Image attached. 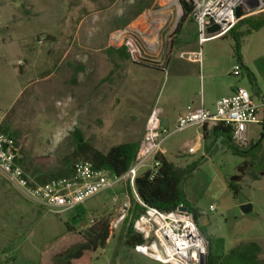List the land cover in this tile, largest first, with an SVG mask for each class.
Listing matches in <instances>:
<instances>
[{"label": "rangeland", "instance_id": "374dc122", "mask_svg": "<svg viewBox=\"0 0 264 264\" xmlns=\"http://www.w3.org/2000/svg\"><path fill=\"white\" fill-rule=\"evenodd\" d=\"M169 2L0 1V42L10 36L14 46L28 44L40 54L38 60L31 61L36 53L30 49L15 53L11 66L0 74V121L6 117L3 124L13 132L25 158L41 168H55L63 156L73 152L67 137L75 128L104 152L114 145L139 141L153 107H166L175 120L185 100H200L204 90L211 111L217 95H229L236 87L246 88L255 102L261 101L264 27L241 39L240 62L232 34L200 46L195 20L185 25L180 36L177 34L183 15L180 0V8L173 6L163 25L147 29L151 13ZM28 3L32 6L26 12ZM131 39L138 50L132 48ZM123 46L129 57L117 51ZM188 49L198 52L200 64H189L180 57ZM236 64L242 68L238 76L233 74ZM3 65L2 59L0 73ZM89 91L91 100L84 112V97ZM73 96L81 110L76 119ZM176 124L173 121L165 127L162 149L177 166L199 164L183 180L182 189L198 212L199 226L210 238L211 254L224 255L241 243L256 241L264 262L263 124L248 125V144L243 146L246 154H233L219 143L211 156L188 153L198 133L196 127L173 131ZM260 140L261 148L252 147ZM235 174L241 176L237 196L228 187ZM127 198L132 200L127 184H117L56 213L29 202L0 174V264H53L55 253L78 242L79 232L100 218H108L110 225L115 223ZM246 203L252 205L248 213L241 209ZM211 204L214 210L209 209ZM122 222L113 229L107 246L91 253V264H165L123 246L119 239ZM208 255L209 245L205 261Z\"/></svg>", "mask_w": 264, "mask_h": 264}, {"label": "built area", "instance_id": "2783aa9c", "mask_svg": "<svg viewBox=\"0 0 264 264\" xmlns=\"http://www.w3.org/2000/svg\"><path fill=\"white\" fill-rule=\"evenodd\" d=\"M193 2L192 16L197 25L200 46L209 39L225 35L241 19L264 10V0H193ZM238 8L241 17L236 15ZM213 25L220 26V29L210 34L208 28ZM197 56L198 53L181 54L182 58L188 59ZM241 69V66L236 64L233 67V74L240 75ZM262 107L264 100L259 104L246 88L236 87L232 95L216 101L214 111L200 108L179 117L174 131H184L192 126H214L223 122L232 126L234 143L243 147L248 144V125L261 122ZM166 131L162 126L160 111L154 110L147 119L134 162L123 175L115 176L106 169L94 168L90 162L81 161L75 165L72 177L56 178L45 184H37L25 173L19 161L21 150L16 139L0 131V174L29 202L56 213L72 209L117 184H127L135 200L145 206V211L132 224L134 231L141 234L145 240L143 244L137 245L135 250L146 255L149 252L152 258L165 264H206L209 241L202 234L193 214L179 208L166 212L147 206L135 190V180L139 175L150 172L153 176L157 171L160 161L156 156L159 153L164 154L162 143ZM188 152H194V148L189 147ZM131 206L129 198L124 200L119 219L111 224V234L128 215ZM209 209L214 210L215 205L211 204ZM93 222L92 218L91 223Z\"/></svg>", "mask_w": 264, "mask_h": 264}, {"label": "trees", "instance_id": "16d2710c", "mask_svg": "<svg viewBox=\"0 0 264 264\" xmlns=\"http://www.w3.org/2000/svg\"><path fill=\"white\" fill-rule=\"evenodd\" d=\"M183 8V15L178 23L177 34L185 28L188 22H193L192 11L194 8L193 0H180ZM245 27L239 31V28ZM264 27V12L241 19L237 24L229 30L227 34H232L236 40L235 55L238 61L242 62L240 53V42L245 36L252 34ZM225 35V36H226ZM122 56L129 57L126 46L117 49ZM254 76L251 75V79ZM264 99V97H263ZM264 125V123H263ZM1 131V130H0ZM2 132L6 133L5 130ZM204 137L207 140L209 136L221 138L222 144L226 146L233 154L243 155L248 151L242 146H238L233 140V129L231 125L219 122L210 130L205 125L203 127ZM14 137V136H13ZM16 139V137H14ZM68 143L73 147L71 154L63 156L59 164L53 169L41 168L34 165L31 160L25 158L22 151L20 164L25 173L29 175L37 184H45L53 179L61 177H72L75 171V165L81 161L90 162L94 168L106 169L115 176L123 175L133 164L139 142H128L110 147L107 151H101L95 148L85 137L80 128L73 129L67 137ZM262 140L256 145L261 148ZM21 150V148H20ZM156 159L160 161V165L153 176L150 172H144L135 180V190L142 202L147 206L156 207L162 211H174L181 206L187 207L188 212L192 213L197 222L198 212L191 206L182 189L183 180L190 176L198 167L195 162L186 167L177 166L174 162L159 153ZM245 164V163H244ZM243 165L238 167L239 171L243 170ZM264 175V171L261 172ZM240 174L232 175L229 178L228 187L238 195L240 191ZM129 194L132 196V206L128 215L122 222L119 239L123 246L135 250L137 245L145 242L143 236L134 231L132 224L144 211L145 206L138 203L133 197L130 187H127ZM202 234L209 241V255L206 264H264L260 258L261 248L256 241L244 242L231 249L227 254L213 256L210 252V238L205 229L200 227ZM80 240L72 243L68 247L58 251L52 257L53 264H91V253H95L100 248H105L111 237V225L108 218H100L97 222L82 232H79ZM64 243V242H63Z\"/></svg>", "mask_w": 264, "mask_h": 264}, {"label": "crops", "instance_id": "0c3cea01", "mask_svg": "<svg viewBox=\"0 0 264 264\" xmlns=\"http://www.w3.org/2000/svg\"><path fill=\"white\" fill-rule=\"evenodd\" d=\"M27 1L31 2V0H27ZM31 4L32 3H28L27 4L26 12H29L28 9H29L30 6H32ZM1 8H3L2 5H0V9ZM5 15L7 16V14H5ZM8 37H9L8 40L5 38V39H3L0 42V60H2V59L4 60V65H3L4 67L1 68L2 70H1V73H0L2 75L5 74V70L8 67L11 66L12 61H13V55L15 53L22 54L21 51L24 50V49L25 50L30 49L32 54L36 53L34 48L29 47L28 44H24L23 43L22 45L20 44L19 46H14L13 43H12V38L10 36H8ZM189 47H190V45L187 48H189ZM187 53H198V52L195 51V49H188ZM39 55H40L39 53L38 54L36 53L34 56L32 55L31 56V61H34L36 59L38 60ZM182 59L187 61L189 64H196V63L200 64L201 63V58H199V57H197V58L192 57L191 59H188V58H182ZM19 63H21V60L19 61ZM25 70L26 69H24V68L21 69V71H25ZM76 80H77L76 76H73L72 81L75 82ZM203 87L205 88V82H204V86ZM234 90H235V88L232 89V91H231V93L229 95H227V94H219V95H217L215 97V99H214V106H215V103H216V101L218 99H220L222 97H227V96L232 95ZM210 92L211 91L209 90V93ZM263 97L264 96H262L261 97V101L257 102V103L261 104L262 100H264ZM73 99H74V102H73L74 103V105H73V115H74V119H76L77 118L76 117L77 113L81 112V110L79 108L80 105L76 104L77 97L73 96ZM90 100H91V94H90V91H89L88 94H86L85 97H84V105H85L84 112L87 111V105L90 104L89 103ZM206 104H207V95H206V92L204 90V93H203L202 97L200 98V100H195V99H187V100H185V103L183 104V106H181L182 111H181V113L179 114V116L175 120H174L173 114L170 113V110L167 109L166 107H163V106L153 107L151 109V111L149 112V114L147 115L145 120L148 119V117L150 116V114L154 110H159L160 111V117H161L162 125L164 127L168 128V125L171 122H173V121L177 122L179 117L188 115L189 113H191V112H193V111H195L197 109L205 108L207 110H210V108L207 107ZM260 117H261L260 124H263L264 123V107H262L261 110H260ZM5 119H6V117H3L2 120L0 121V130H5V132L7 134L12 136L13 132L11 131V129L7 125L3 124ZM144 124H146V123H144ZM192 127H196V130H197L198 133L196 135V138L193 140V143H191L190 146H189V147H193L194 148V152H191L190 154L201 152L203 156H211L212 152L214 150V147H216V146L218 147L219 143L221 145H223L221 138H215L213 136H209V138L206 140L205 137H204V133H203V127L204 126H192ZM192 127H189V128H192ZM212 127L213 126H207V129L210 130ZM189 128H187V129H189ZM262 137L264 138V132L262 133ZM141 139H142V137L140 138V140ZM17 144H18V141H17Z\"/></svg>", "mask_w": 264, "mask_h": 264}, {"label": "bare ground", "instance_id": "6f19581e", "mask_svg": "<svg viewBox=\"0 0 264 264\" xmlns=\"http://www.w3.org/2000/svg\"><path fill=\"white\" fill-rule=\"evenodd\" d=\"M173 6L180 8L179 0H170V2L164 8L158 11L152 12L151 15L149 16L148 21L146 22V25H145L146 28L148 29L150 27H159L163 25L170 17ZM130 43L133 49L138 50V47L133 39L130 40ZM147 255H150L149 252Z\"/></svg>", "mask_w": 264, "mask_h": 264}, {"label": "water", "instance_id": "95a60500", "mask_svg": "<svg viewBox=\"0 0 264 264\" xmlns=\"http://www.w3.org/2000/svg\"><path fill=\"white\" fill-rule=\"evenodd\" d=\"M236 15H237V17H241V16H242L241 11H240V8H238V9L236 10ZM219 29H220V26H218V25H213V26H211V27L208 28V33H210V34L215 33V32H217ZM162 126H163V125H162ZM179 209H180L181 211H185V212L188 211V208H187V207H183V206H181ZM241 209H242V211H243L244 213H248V212H250V211L252 210V205H251L250 203L243 204V205L241 206Z\"/></svg>", "mask_w": 264, "mask_h": 264}]
</instances>
